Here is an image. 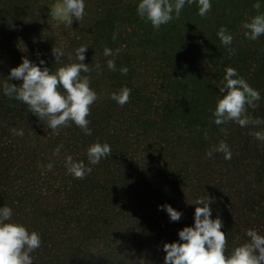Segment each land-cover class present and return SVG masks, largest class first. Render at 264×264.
I'll return each instance as SVG.
<instances>
[{"label": "trees", "instance_id": "16d2710c", "mask_svg": "<svg viewBox=\"0 0 264 264\" xmlns=\"http://www.w3.org/2000/svg\"><path fill=\"white\" fill-rule=\"evenodd\" d=\"M59 3L0 0V206L40 233L33 264H164L163 244L194 224L190 203L198 197L211 200L212 217L222 219L226 252L248 239V229L264 233V141L253 134L264 131V35L249 40L242 26L264 13V0H212L205 16L197 3L186 4L159 29L138 15V0H86L84 17L72 24L51 15ZM222 26L234 37L230 46L217 35ZM54 45L64 50L58 63ZM81 45L89 47L90 69L82 74L98 93L87 117L91 135L71 121L53 131L3 94L22 57H42L55 70L75 60ZM227 67L260 92L246 115L261 123L214 122ZM122 87L131 89L124 105L111 98ZM222 141L231 158L209 157ZM96 142L111 152L93 165L87 149ZM68 156L92 171L75 177ZM164 203L182 211L179 221L158 208Z\"/></svg>", "mask_w": 264, "mask_h": 264}, {"label": "clouds", "instance_id": "9594fccd", "mask_svg": "<svg viewBox=\"0 0 264 264\" xmlns=\"http://www.w3.org/2000/svg\"><path fill=\"white\" fill-rule=\"evenodd\" d=\"M198 4V11L205 16L212 7V0H138V15L150 22L153 28L159 29L161 25L169 23L174 17H178L186 4ZM86 0H62L51 11L54 17L67 19L72 24L73 19L81 20L85 15ZM260 8V3L254 5ZM245 36L249 40H257L264 35V13L253 16L243 23ZM217 35L225 46L233 43V35L227 28L221 27ZM115 39V34L114 37ZM88 46L81 45L75 49V60L69 56L68 62L53 70L41 57L39 62L22 57V63L12 67L7 79L2 82L3 94L9 98L22 101L29 107V111L41 121H46L53 131L70 121L82 128L88 135L92 134L89 128L90 106L98 99L97 91L92 88L88 75L90 71L88 63H85ZM232 52L234 49L229 48ZM105 57H112L113 50L105 47ZM52 55L56 63L64 56V50L54 45ZM108 69L116 70L113 58L106 60ZM100 67L99 64L96 65ZM127 72V67L120 69ZM13 79L21 80L17 85L9 83ZM224 84L219 87L220 96L213 110L214 122L220 125L226 121H235L242 127L250 123L259 124L262 121H252L246 115V105H253L261 99L260 92L240 76L237 69L227 67L223 76ZM131 89L122 87L111 93V98L118 104L128 102ZM17 135H23V131L13 129ZM254 136L264 141V131H256ZM59 146L56 151H60ZM214 151L223 152L226 159L231 158V149L226 142H220L218 146L206 154L211 157ZM111 146L107 143L96 142L87 149V157L90 164H98L102 158L109 155ZM68 171L77 178H83L92 171L84 161H77L68 156L66 158ZM190 204L195 205L194 224L185 226L178 232L179 240L166 242L162 250L166 253L164 264H264V233L256 229H248V239L238 246L226 252L227 236L222 230L223 221L217 216L212 217L211 200L203 197L194 199ZM160 210L166 211L170 220L179 221L183 215L169 203L159 205ZM11 206H0V264H33L31 255L41 247L42 238L39 232L29 230L24 224L13 220Z\"/></svg>", "mask_w": 264, "mask_h": 264}]
</instances>
